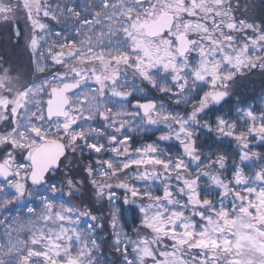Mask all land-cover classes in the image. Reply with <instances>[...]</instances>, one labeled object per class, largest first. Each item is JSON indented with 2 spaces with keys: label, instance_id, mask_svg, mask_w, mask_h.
I'll return each instance as SVG.
<instances>
[{
  "label": "snow or ice",
  "instance_id": "obj_1",
  "mask_svg": "<svg viewBox=\"0 0 264 264\" xmlns=\"http://www.w3.org/2000/svg\"><path fill=\"white\" fill-rule=\"evenodd\" d=\"M0 27L28 57L0 59V264H264V110L233 99L264 0H0Z\"/></svg>",
  "mask_w": 264,
  "mask_h": 264
},
{
  "label": "trees",
  "instance_id": "obj_2",
  "mask_svg": "<svg viewBox=\"0 0 264 264\" xmlns=\"http://www.w3.org/2000/svg\"><path fill=\"white\" fill-rule=\"evenodd\" d=\"M259 3V0H258ZM61 29L60 26H57L56 29ZM0 59L3 60L5 66L9 65H17V64H26L27 63V55L24 53V49L22 45H18L16 43L15 38L12 36L10 31H5L3 27H0ZM53 71L55 69H52ZM235 96L234 102L236 99L246 102L247 104H251L255 107V109L259 112L264 110V77H261L258 74V70L253 73H249L246 77L238 80L237 84L233 86ZM156 94V93H155ZM158 95V94H156ZM241 106H244L243 104ZM155 134H141L140 137L142 139L137 140V145L141 140L145 142H149L151 140H156L157 137H154ZM202 141L205 144L211 143L213 137L209 135H203L201 137ZM164 145H169L168 143H163ZM133 148L135 146H132ZM235 142H226L225 145L220 146L222 151H227L229 153H234L235 151ZM253 151H259L264 153V147H260L256 145L253 148ZM234 159H238V156H234ZM254 166L259 168L260 163H255ZM247 172H249L250 168H245ZM64 177L62 175H57L53 177L54 182L62 183ZM73 204H79V201L73 200ZM34 206V205H33ZM126 207V206H125ZM127 208V207H126ZM129 214V219H131L133 212L132 210H128L127 215Z\"/></svg>",
  "mask_w": 264,
  "mask_h": 264
},
{
  "label": "rangeland",
  "instance_id": "obj_3",
  "mask_svg": "<svg viewBox=\"0 0 264 264\" xmlns=\"http://www.w3.org/2000/svg\"><path fill=\"white\" fill-rule=\"evenodd\" d=\"M22 15V14H21ZM52 39L53 40H55V37H52ZM156 94H158V95H160L159 93H156ZM155 94V95H156ZM157 95V96H158ZM145 134H151V133H153V134H155L154 135V137H158V135L160 134L159 132H155V131H148V132H144ZM134 134H136V133H134ZM155 140H151V141H149V142H145L144 144H147V143H152V142H154ZM253 143H255V142H253ZM173 144H174V142H173ZM162 148H165V149H167V148H169V145H164L163 143L160 145ZM173 151H176V149L175 148H173L172 149ZM246 171V170H245ZM247 172V171H246ZM29 206H33V205H29ZM127 208H128V210H131V208L129 207V206H126ZM128 217H129V214H128ZM24 219L26 220L27 219V217H24ZM81 228H84V224H81ZM15 235V234H14ZM26 236H27V233L26 232H21L20 233V237H21V239H23V238H26ZM3 239H4V236H3V225H0V242H2L3 241Z\"/></svg>",
  "mask_w": 264,
  "mask_h": 264
},
{
  "label": "flooded vegetation",
  "instance_id": "obj_4",
  "mask_svg": "<svg viewBox=\"0 0 264 264\" xmlns=\"http://www.w3.org/2000/svg\"><path fill=\"white\" fill-rule=\"evenodd\" d=\"M60 30H61V29L58 28V29H56V30H54V31H60ZM141 134H144V133H136V134H132V135H133L132 146L139 147L141 144H144V141H143V140H141V143L139 142L138 145L136 144V143H137L136 139L139 140V141H140V139H142V137H140ZM171 143H173V142H171ZM135 147H134V148H135Z\"/></svg>",
  "mask_w": 264,
  "mask_h": 264
}]
</instances>
